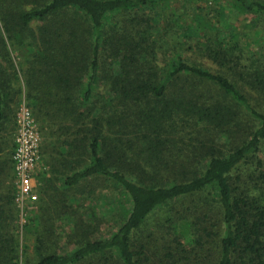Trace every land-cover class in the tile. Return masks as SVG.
Listing matches in <instances>:
<instances>
[{
	"label": "trees",
	"instance_id": "obj_1",
	"mask_svg": "<svg viewBox=\"0 0 264 264\" xmlns=\"http://www.w3.org/2000/svg\"><path fill=\"white\" fill-rule=\"evenodd\" d=\"M232 17L251 19L237 28ZM20 79L47 167L25 227L36 258L24 263ZM263 153L264 0H0V264H264ZM87 180L130 207L108 237L76 218L73 249L59 254L53 215L43 216L68 203L57 183ZM186 199L191 208L158 225L160 241L146 231Z\"/></svg>",
	"mask_w": 264,
	"mask_h": 264
},
{
	"label": "rangeland",
	"instance_id": "obj_2",
	"mask_svg": "<svg viewBox=\"0 0 264 264\" xmlns=\"http://www.w3.org/2000/svg\"><path fill=\"white\" fill-rule=\"evenodd\" d=\"M185 6L186 5L176 8L180 9L181 11L185 9L189 12L192 11L193 7L186 6L185 8ZM176 8L175 10H173V12L177 11ZM229 19L231 20L230 22H232L234 27L241 28L245 27L246 25H249L251 17H232ZM11 56L15 65H19L20 60H22L20 53L16 51H11ZM200 61L203 63V65L214 68V65L211 61L205 58L201 59ZM19 83L22 87V93L16 109V115L18 113L19 107L22 104H26L27 107L30 109L27 103L28 100L26 99V95L24 92L23 81L20 79ZM37 127L40 132L38 123ZM42 143H44L43 135H41V144ZM42 175L43 174L39 176V179H41ZM102 183H94L93 180H87L86 182H83L76 187H72L66 190L60 182L57 183V192L59 193V197L61 195L63 199L67 198L68 203L64 206L65 208L58 209L55 211L50 210L49 208L46 209L43 218H47L48 216H51V214L53 215V217L51 218V223L54 225L55 235L58 238L61 237L59 254H64L67 251L73 249V247H68V245L66 244L65 236L73 232L72 222L74 223L76 218H84L89 222L95 223L96 226L99 228V231L96 234L97 237H108L112 233H114L119 227L121 211H123V209L125 208H129L130 206L128 202L123 201V199L121 198V196L118 195L117 192H114L110 187L108 188ZM38 195L40 199L39 187ZM43 201L48 207L53 202H50L48 198H43ZM191 206V200L186 199L181 202L172 203L170 206L156 211L155 214L151 215L149 223L146 225V231L155 232V236L160 241L161 237H163V233L158 229V225L165 219L175 216L177 212H186V209L189 207L191 208ZM17 208L19 215V227L17 230V236L19 238L20 243V258L24 263V259L33 261V259L36 258L35 235L33 233H26L25 227L30 223L34 216L39 214V205L26 204L20 206L17 204ZM91 214L94 215L92 218H90ZM74 216L76 217L73 218ZM30 226L32 228L38 227L37 225L32 224H30Z\"/></svg>",
	"mask_w": 264,
	"mask_h": 264
},
{
	"label": "built area",
	"instance_id": "obj_3",
	"mask_svg": "<svg viewBox=\"0 0 264 264\" xmlns=\"http://www.w3.org/2000/svg\"><path fill=\"white\" fill-rule=\"evenodd\" d=\"M13 167L16 203L35 204L39 200V176L47 167L41 154V135L26 104L19 107L16 117Z\"/></svg>",
	"mask_w": 264,
	"mask_h": 264
}]
</instances>
